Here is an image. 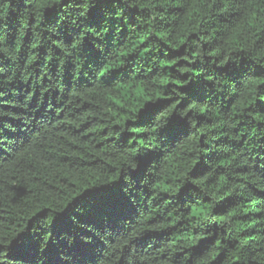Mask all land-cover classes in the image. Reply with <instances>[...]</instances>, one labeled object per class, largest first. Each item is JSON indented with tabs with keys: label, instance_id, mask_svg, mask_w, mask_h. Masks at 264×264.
<instances>
[{
	"label": "trees",
	"instance_id": "obj_1",
	"mask_svg": "<svg viewBox=\"0 0 264 264\" xmlns=\"http://www.w3.org/2000/svg\"><path fill=\"white\" fill-rule=\"evenodd\" d=\"M260 81L264 0H0V264H264Z\"/></svg>",
	"mask_w": 264,
	"mask_h": 264
},
{
	"label": "snow or ice",
	"instance_id": "obj_2",
	"mask_svg": "<svg viewBox=\"0 0 264 264\" xmlns=\"http://www.w3.org/2000/svg\"><path fill=\"white\" fill-rule=\"evenodd\" d=\"M260 83L264 84V81H260ZM167 132V130H164V132H162L161 134H165ZM85 195H88V193H85ZM31 247V239L30 237L26 236V235H20L18 237H16L13 241H12V247L8 250L10 253L13 251L16 252H27L29 251ZM5 249L2 245V241H0V260L4 259L5 257L3 256Z\"/></svg>",
	"mask_w": 264,
	"mask_h": 264
}]
</instances>
